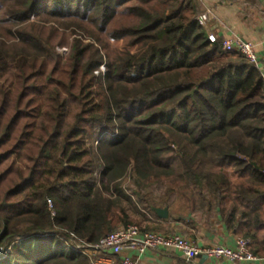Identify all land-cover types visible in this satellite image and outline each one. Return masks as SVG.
Returning a JSON list of instances; mask_svg holds the SVG:
<instances>
[{"label": "trees", "instance_id": "obj_1", "mask_svg": "<svg viewBox=\"0 0 264 264\" xmlns=\"http://www.w3.org/2000/svg\"><path fill=\"white\" fill-rule=\"evenodd\" d=\"M199 13L0 0V264H92L120 228L162 234L151 219L178 196L264 258V81ZM46 25L74 35L64 55Z\"/></svg>", "mask_w": 264, "mask_h": 264}, {"label": "crops", "instance_id": "obj_2", "mask_svg": "<svg viewBox=\"0 0 264 264\" xmlns=\"http://www.w3.org/2000/svg\"><path fill=\"white\" fill-rule=\"evenodd\" d=\"M200 13H207L204 27L208 35L222 40L241 38L252 43L258 55L257 67L264 81V0H199ZM199 13V14H200ZM166 218L151 219L156 231L162 234H178L189 239L198 246L218 244L230 249L236 247L239 239L220 222L219 217H211L209 221L188 209L175 211L171 205L164 208ZM137 264H264L258 262L215 261L206 258L186 260L176 250L147 251L136 257ZM264 259V258H262Z\"/></svg>", "mask_w": 264, "mask_h": 264}, {"label": "built area", "instance_id": "obj_3", "mask_svg": "<svg viewBox=\"0 0 264 264\" xmlns=\"http://www.w3.org/2000/svg\"><path fill=\"white\" fill-rule=\"evenodd\" d=\"M194 20L199 26L205 27L207 13L198 14ZM215 39L213 35H208L209 42L213 43ZM255 48L252 43L241 38L225 39L221 43L222 51L236 53L249 64L257 66L258 55ZM49 209L51 210L50 204ZM51 214L54 216L53 211ZM87 247L94 250L92 264H137V258L128 254L131 253L140 257L147 251L159 250H176L184 259L189 261L198 258L215 261L224 260L230 263L264 260L252 253L251 243L247 239L239 238L234 249L218 244L198 246L178 234L162 235L156 232H145L135 225L120 228L102 237L95 245ZM77 248L82 249L81 246Z\"/></svg>", "mask_w": 264, "mask_h": 264}, {"label": "rangeland", "instance_id": "obj_4", "mask_svg": "<svg viewBox=\"0 0 264 264\" xmlns=\"http://www.w3.org/2000/svg\"><path fill=\"white\" fill-rule=\"evenodd\" d=\"M50 28L52 27L48 25L43 26V28H41L39 31L40 37L48 40L52 46L56 47V52L58 54L64 55L66 53L65 51L69 49L71 42L74 38V35L70 34V31H63L60 29H57L56 32L51 33ZM82 38H85V35ZM100 71L102 73L104 72L103 66L100 67ZM4 82L7 86L10 85V81L8 79H6ZM128 181L129 180L126 178L124 182V186H126L129 183ZM172 206L176 212L187 209L186 201L181 196H178L177 199H175Z\"/></svg>", "mask_w": 264, "mask_h": 264}, {"label": "water", "instance_id": "obj_5", "mask_svg": "<svg viewBox=\"0 0 264 264\" xmlns=\"http://www.w3.org/2000/svg\"><path fill=\"white\" fill-rule=\"evenodd\" d=\"M155 213H156L158 218H166V216H167L166 209H156Z\"/></svg>", "mask_w": 264, "mask_h": 264}]
</instances>
